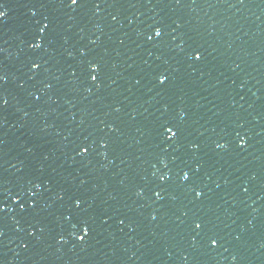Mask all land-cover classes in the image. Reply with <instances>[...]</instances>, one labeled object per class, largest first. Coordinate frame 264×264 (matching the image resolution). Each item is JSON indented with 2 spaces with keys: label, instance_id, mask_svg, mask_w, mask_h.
Wrapping results in <instances>:
<instances>
[{
  "label": "water",
  "instance_id": "obj_1",
  "mask_svg": "<svg viewBox=\"0 0 264 264\" xmlns=\"http://www.w3.org/2000/svg\"><path fill=\"white\" fill-rule=\"evenodd\" d=\"M0 6V264H264V0Z\"/></svg>",
  "mask_w": 264,
  "mask_h": 264
},
{
  "label": "snow or ice",
  "instance_id": "obj_2",
  "mask_svg": "<svg viewBox=\"0 0 264 264\" xmlns=\"http://www.w3.org/2000/svg\"><path fill=\"white\" fill-rule=\"evenodd\" d=\"M77 2H78V0H71V3H72V4H76ZM6 15H7V10H6L5 8H3L2 6H0V18H4V17H6ZM42 30H43V29H42ZM160 34H161V32L157 29V30H156V35L159 36ZM196 55H197V58L200 57V53H197ZM34 67H38V65H34ZM92 67H93V68H96L97 66H96V65H93ZM93 79H96V77L94 76ZM166 79H167V77L161 75V77H160V82H161V83H164ZM169 131L171 132L172 136H175V135H176V133H175V132H172L171 129H169ZM243 143H244V141L242 140V141H241V144H243ZM85 151H87V149H85ZM184 178H185V179L188 178V173H185V177H184ZM199 194H200V193H198V195H199ZM79 203H80V201H77V204H79ZM199 226H200V225H197V227H199ZM83 231H84L85 233H87V232L89 231V229L85 226L84 229H83ZM81 239H83V237H81ZM212 243L215 244V243H217V241H216V240H213Z\"/></svg>",
  "mask_w": 264,
  "mask_h": 264
}]
</instances>
